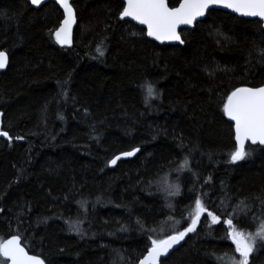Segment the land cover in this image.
I'll return each mask as SVG.
<instances>
[{"label": "trees", "instance_id": "16d2710c", "mask_svg": "<svg viewBox=\"0 0 264 264\" xmlns=\"http://www.w3.org/2000/svg\"><path fill=\"white\" fill-rule=\"evenodd\" d=\"M119 2L76 0L73 46L62 48L52 35L62 21L55 4L35 10L0 0V51L8 56L0 72L1 130L13 137L0 139V238L17 234L23 211V225H30L19 230L23 243L46 264H138L148 240L137 220L160 234L179 220L182 230L194 208L193 182L212 192L209 207L218 214L222 184L252 201L249 217L234 220L237 230L254 231L251 216L264 213L254 199L264 197V150L246 146L254 149L249 158L227 163L235 141L221 111L235 87L264 85L260 27L215 10L194 31L182 29L183 46L159 45L137 26L131 28L137 35L129 34L116 18ZM97 47L102 57L95 58ZM69 73L62 97L57 82ZM146 82L162 93L159 99L145 102ZM193 146L199 150L189 160L199 177L175 171ZM135 147L141 151L134 158L106 166ZM177 176L181 195L165 199L158 183H176ZM208 177L214 190L203 185ZM44 217L47 223L37 224ZM69 219L80 221L83 238L68 231ZM226 219L221 214V224L209 229L202 217L198 234L186 237L166 264H225L235 255ZM254 264H264V248Z\"/></svg>", "mask_w": 264, "mask_h": 264}, {"label": "snow or ice", "instance_id": "6c2138e0", "mask_svg": "<svg viewBox=\"0 0 264 264\" xmlns=\"http://www.w3.org/2000/svg\"><path fill=\"white\" fill-rule=\"evenodd\" d=\"M62 10V22L59 27L52 33L55 43L62 48H71L73 46V25L77 24L76 12L70 0H54ZM30 4L42 10V6H47V0H30ZM228 9L232 13H237L242 17L256 18L255 22L264 33V0H177L176 4L170 5L169 0H120L119 7L116 10V18L118 21L129 25V34L133 37L137 35L132 32L131 28L136 25L143 26L139 29L141 35L150 38L152 41H158L160 44L165 42L183 45L186 43V37L183 34L181 26H186L191 30L203 23L201 18L211 16L218 9ZM132 22H135L133 25ZM96 52L99 58L104 55L102 47H97ZM261 62H264V49L260 50ZM8 66V56L5 51H0V70ZM71 80V73L64 81H58L61 88L59 93L62 97H67L68 92L65 86ZM147 83V82H146ZM144 88V85H141ZM162 93L154 87L153 84L147 83L145 102L149 99H159ZM75 99V97H73ZM46 110V109H45ZM87 111V110H85ZM222 114L231 122L229 127L235 141L234 150L227 154L226 162L229 164H237L244 161L252 155L254 149L246 148V145H256L264 150V85L262 86H241L235 87L226 95L222 104ZM4 114L0 112V117ZM63 119V117H60ZM0 137H5L9 141L13 139L9 132L0 130ZM17 140L24 137L17 136ZM178 147L183 150L186 145L183 138H179ZM198 146L188 149V153L183 157L181 163L175 170L177 173L187 171L191 176L199 177L198 172H194L191 168L189 156L192 152L198 151ZM141 151L140 147H135L130 151H125L106 161V166H116L118 161L124 158L134 157ZM212 159V156H209ZM180 178L177 176L176 183H170L167 179L161 180L157 185V192H163L165 199L168 197H177L181 195ZM191 182V181H189ZM151 184V182H149ZM203 185H208L210 190H214L211 177L203 181ZM201 185V187H203ZM195 193L194 208H191L187 217V226L182 230L178 227L179 220H173V229L166 235H161L155 228H146L144 223L137 220L142 234L147 235L148 243L146 244V255L139 259L138 264H166V259L170 252L185 241L190 234H198V227L202 223V217L205 226L211 229L212 225L221 224V214L226 215L227 219L224 223L227 225L226 239H231L235 245V253L238 258L233 255L229 258L230 264H254L255 254L264 248V213L259 216H251V222L255 224L254 231H238L234 225V220L239 221L241 218L249 217L252 212V201L248 197L239 199L234 197L231 191L222 184L221 197H219L220 213L210 210L209 205L215 203L211 200V191H199L193 182V188L188 190ZM67 199V197H65ZM255 200L260 201L262 209H264V197L257 196ZM97 203H100L99 199ZM83 207L84 202H80ZM170 209L173 204L169 201L167 205ZM30 210V209H29ZM4 209L0 208V212ZM23 211L17 216V234H13L10 238H0V264H46V260L36 254H29L32 251L30 245L24 244L26 237L19 231L23 229L28 231V227H24L21 217ZM47 217L37 218V224L47 223ZM169 220L172 217L169 216ZM210 221V223H207ZM68 231L83 238L85 231L80 226V221L75 222L71 219L66 221ZM11 227V225H9ZM120 231H127V227L121 226ZM153 233H156L154 236Z\"/></svg>", "mask_w": 264, "mask_h": 264}, {"label": "water", "instance_id": "95a60500", "mask_svg": "<svg viewBox=\"0 0 264 264\" xmlns=\"http://www.w3.org/2000/svg\"><path fill=\"white\" fill-rule=\"evenodd\" d=\"M12 1H16V0H12ZM17 1H19V0H17ZM22 1H25V2H27L33 9H37V7L36 6H34V5H31L30 4V0H22ZM76 0H70V2L73 4L74 2H75ZM53 3V4H55L54 3V0H47V3ZM56 5V4H55ZM57 7H58V9L60 10V12H61V14H62V12H63V10L58 6V5H56ZM216 11H222V12H225V13H228V14H230V15H233V16H235V17H237V18H240V19H246V20H256V18H250V17H242V16H240L239 14H237V13H232L231 12V10H228V9H222V8H218V9H216ZM62 19H63V16H62ZM205 18H201V20L203 21ZM62 22V21H61ZM132 24L134 25L135 24V22H132ZM137 27H139V28H142L143 26H139V25H136ZM75 28H76V24L75 25H73V35H74V30H75ZM181 29H185V30H190V31H192L191 29H189V28H187L186 26H181ZM148 40H150V41H152L150 38H147ZM154 43H156V44H159V45H175L176 46V44L173 42V43H169V42H165L164 44H160V42H158V41H153ZM184 45V44H183ZM183 45H177V46H183ZM60 46V45H59ZM64 48H67V47H64ZM6 69V68H5ZM5 69H2V70H0V72H4L5 71ZM3 117V116H2ZM2 117H0V130H1V128H2ZM229 122V121H228ZM229 123H231V122H229ZM0 139H7V138H5V137H0ZM246 146H252V147H256V145H250V142H249V144L248 145H246ZM138 154V153H137ZM135 157V156H134ZM134 157H128V158H124V159H122L121 161H123V160H128V159H132V158H134ZM118 162H120V161H118ZM115 166H113V167H110V168H114ZM184 243V241H182L181 242V245ZM181 245H177L171 252H170V254L174 251V250H176V249H178ZM147 254V253H146ZM145 254V255H146ZM169 254V255H170ZM164 259H166V258H162V260H164Z\"/></svg>", "mask_w": 264, "mask_h": 264}, {"label": "rangeland", "instance_id": "374dc122", "mask_svg": "<svg viewBox=\"0 0 264 264\" xmlns=\"http://www.w3.org/2000/svg\"><path fill=\"white\" fill-rule=\"evenodd\" d=\"M174 225L170 226V228L168 230H165L161 233V235H164V234H168L172 231ZM238 231H241V230H238ZM234 245V244H233ZM234 251H235V245H234ZM235 256L238 258V253H235ZM226 260V259H225ZM225 264H230V260L228 259L227 262L225 261Z\"/></svg>", "mask_w": 264, "mask_h": 264}, {"label": "bare ground", "instance_id": "6f19581e", "mask_svg": "<svg viewBox=\"0 0 264 264\" xmlns=\"http://www.w3.org/2000/svg\"><path fill=\"white\" fill-rule=\"evenodd\" d=\"M22 1V0H21Z\"/></svg>", "mask_w": 264, "mask_h": 264}]
</instances>
